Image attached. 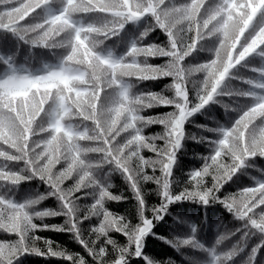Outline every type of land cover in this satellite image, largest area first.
<instances>
[{
	"label": "snow or ice",
	"instance_id": "6c2138e0",
	"mask_svg": "<svg viewBox=\"0 0 264 264\" xmlns=\"http://www.w3.org/2000/svg\"><path fill=\"white\" fill-rule=\"evenodd\" d=\"M157 30L162 40L146 39ZM121 33L127 40L117 52L106 42ZM33 50L52 59L33 66ZM201 52L207 55L191 62ZM165 78L159 91L136 87ZM212 104L235 118L196 125L214 135L188 137L209 151L196 154L203 163L177 190L184 125ZM158 107L170 110L142 114ZM150 125L161 131L145 135ZM257 159L264 161V0H0V231L15 237L0 239V264L24 254L70 264H177L147 253L149 237L180 253V264H233L253 236L242 264H264L256 261L264 248V163ZM113 173L136 202L133 219L107 206L128 198L111 191ZM242 175L248 184L239 183ZM30 180L45 190L16 199L14 189ZM229 181L235 191L223 190ZM147 192L158 201L149 204ZM49 197L55 208L41 206ZM183 201L219 204L235 224L205 243L207 212L195 222L178 213L162 235L157 224ZM58 215L61 225L45 223ZM43 231L71 232L91 260L37 234Z\"/></svg>",
	"mask_w": 264,
	"mask_h": 264
},
{
	"label": "trees",
	"instance_id": "16d2710c",
	"mask_svg": "<svg viewBox=\"0 0 264 264\" xmlns=\"http://www.w3.org/2000/svg\"><path fill=\"white\" fill-rule=\"evenodd\" d=\"M164 37L161 33L154 31L150 33L149 37L146 39L160 41ZM127 37L124 36V33H121L120 37H113L112 40L107 41L106 43L109 46L115 48L117 52L121 50L124 46ZM35 52V59L31 60L33 66L38 65L41 59L45 61H50L52 59L51 54L47 55L46 52L33 50ZM207 53L201 52L198 56L191 58V62H198L199 60L203 59ZM29 53L26 46H21L20 54L18 59L23 61L25 57H28ZM164 58H157L154 63H161ZM199 75V74H197ZM168 82V78H165L161 81H143L140 85H137V88L141 89H151L153 91H159L165 83ZM221 100L224 102H229L228 97H221ZM170 110L166 107H158L154 109H146L144 111V115H155L158 112H166ZM235 118V113L229 112L225 113V110L221 107L220 104H212L210 106H206V109H202L199 112L195 113L192 117L189 118V121L185 123L184 130H185V138L182 141V146L177 152V160L176 166L173 168V175L177 180V190L180 185L183 184V181L187 179L186 173L193 168H199L203 161L197 158L196 154L204 155L209 151V148L206 146L205 143H197L196 141L188 138L190 135L195 134L197 136L202 135H214L213 133H207L204 129L197 127L196 125L199 124H206L208 127H215L217 122L223 124L229 122L230 119ZM161 131L160 125H150L148 128L145 129V135L156 133ZM158 143H162L158 141ZM151 155V153H146ZM257 163H264V161H260L257 159ZM254 174V170H253ZM236 180V177H233V181ZM233 181H229L227 184L224 185V191H235L237 184L233 183ZM111 183L114 187L111 189L112 192L119 194L123 193V195L127 196L126 200H121L119 202H112L109 201L107 206L115 212L120 213H127L130 219L135 217V200L133 199L132 193L128 191L127 185L125 184L124 180L120 177L118 173H113L111 175ZM240 184H248L249 177L247 175H242L239 180ZM155 185L146 184L145 188H154ZM34 190L44 191V185L37 180H30L21 183L18 188L14 189L15 197L18 200H22L25 197L33 194ZM0 191H5L3 187H0ZM11 194V193H9ZM146 199L149 204L157 202L158 197L153 192L146 193ZM84 203L89 202V198H85ZM42 207L45 208H55L56 201L52 197L44 200L42 202ZM169 211L171 215L166 217L168 223L165 224L162 220L159 224H157L156 229L160 231L162 235L167 234L169 227L172 225V218L173 216L177 215L178 213H183V215L188 218H194L193 222L196 219L202 217L207 212V221L200 229V237L204 240L205 243H210L216 238V235L219 231L223 230L224 227H232L235 224V221L231 217V215L219 204H212L207 207V209H203L201 205L196 203H191L188 201H183L180 203L172 204L169 207ZM64 217L62 215L54 216L51 218H46L45 223L53 224V225H61L64 221ZM93 222L95 218H92ZM39 222V221H37ZM89 221H85L84 225L85 228ZM163 226V227H162ZM40 236H44L52 241H55L57 244L61 245L63 248L69 250L71 253H80V255L85 256L86 259L91 260L90 257L87 256V253L76 240L72 238V233L68 231H43L37 233ZM85 235L87 232L85 231ZM115 239L118 241L123 242V237L121 234L113 233L112 234ZM4 238H15V237H7L2 231H0V239ZM257 237H251L245 249L240 252L235 258L233 264H242V261L248 254L249 249L252 245L256 242ZM100 241H97L99 244ZM232 243L231 240L225 241L224 246H228ZM145 251L150 255L156 258H162L166 256H171L173 259L177 261V264H180L182 257L180 253L176 252L173 248L169 247L163 241L154 240L153 238L149 237L146 244H145ZM191 250H189L190 252ZM264 257V248L257 251L256 254V261H260L261 258ZM211 259V258H209ZM15 264H70L69 261L60 259V258H44L40 255H28L24 254L18 258ZM129 264H144L143 260L140 258H134L129 261ZM255 264V262H254Z\"/></svg>",
	"mask_w": 264,
	"mask_h": 264
}]
</instances>
